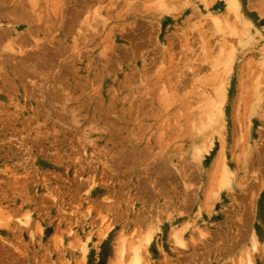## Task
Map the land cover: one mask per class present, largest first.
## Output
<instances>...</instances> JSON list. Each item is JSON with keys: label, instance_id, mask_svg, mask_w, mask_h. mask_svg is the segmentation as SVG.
Returning <instances> with one entry per match:
<instances>
[{"label": "rangeland", "instance_id": "rangeland-1", "mask_svg": "<svg viewBox=\"0 0 264 264\" xmlns=\"http://www.w3.org/2000/svg\"><path fill=\"white\" fill-rule=\"evenodd\" d=\"M0 264H264V0H0Z\"/></svg>", "mask_w": 264, "mask_h": 264}]
</instances>
